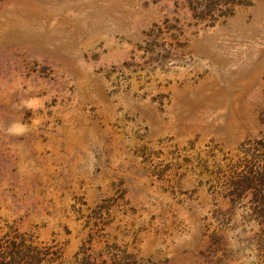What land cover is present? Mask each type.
<instances>
[{"label": "rangeland", "instance_id": "rangeland-1", "mask_svg": "<svg viewBox=\"0 0 264 264\" xmlns=\"http://www.w3.org/2000/svg\"><path fill=\"white\" fill-rule=\"evenodd\" d=\"M0 264H264V0H0Z\"/></svg>", "mask_w": 264, "mask_h": 264}, {"label": "trees", "instance_id": "trees-1", "mask_svg": "<svg viewBox=\"0 0 264 264\" xmlns=\"http://www.w3.org/2000/svg\"><path fill=\"white\" fill-rule=\"evenodd\" d=\"M13 244H15V243H13Z\"/></svg>", "mask_w": 264, "mask_h": 264}]
</instances>
